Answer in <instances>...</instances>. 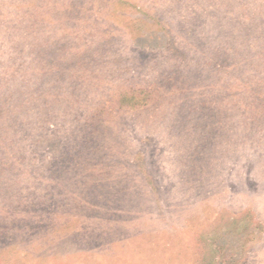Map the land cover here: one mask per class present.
I'll use <instances>...</instances> for the list:
<instances>
[{"label": "rangeland", "instance_id": "obj_1", "mask_svg": "<svg viewBox=\"0 0 264 264\" xmlns=\"http://www.w3.org/2000/svg\"><path fill=\"white\" fill-rule=\"evenodd\" d=\"M0 264H264V0H0Z\"/></svg>", "mask_w": 264, "mask_h": 264}]
</instances>
